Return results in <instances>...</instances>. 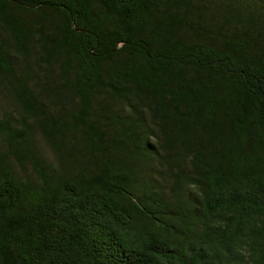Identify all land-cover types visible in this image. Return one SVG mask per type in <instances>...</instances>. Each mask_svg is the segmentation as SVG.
<instances>
[{"label": "trees", "instance_id": "16d2710c", "mask_svg": "<svg viewBox=\"0 0 264 264\" xmlns=\"http://www.w3.org/2000/svg\"><path fill=\"white\" fill-rule=\"evenodd\" d=\"M0 264H264V0H0Z\"/></svg>", "mask_w": 264, "mask_h": 264}]
</instances>
